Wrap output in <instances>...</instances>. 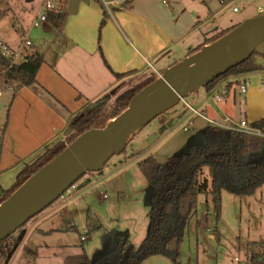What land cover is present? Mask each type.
<instances>
[{
	"label": "rangeland",
	"instance_id": "1",
	"mask_svg": "<svg viewBox=\"0 0 264 264\" xmlns=\"http://www.w3.org/2000/svg\"><path fill=\"white\" fill-rule=\"evenodd\" d=\"M216 2L229 21H240L245 13L264 9V0ZM43 3L44 0H0V13L5 14L0 19V43L23 55L26 38L38 49L47 48L51 35L45 28L51 27L47 24L31 28V22L42 13ZM22 28L24 35L16 30ZM256 60L264 66V56L256 57ZM251 76L259 77L258 84L264 88V72ZM152 81L154 77L148 75L113 82L101 100L108 99L105 103L108 111L120 108L124 97ZM219 88L220 85L209 91L201 88L154 119L131 139L125 152L109 160L101 173H90L80 179L62 198L5 240L0 245V264H64L68 257L83 253L91 262H96L111 248L119 246L117 240L111 244L114 233L127 238L138 250L150 226L152 192L139 163L154 157L159 164H166L190 146L202 148L203 132L209 123L195 112L200 113L207 102L213 103ZM150 139L153 143L138 154ZM204 175L208 178L207 168ZM88 229L91 233L85 235ZM216 232L220 234V242L212 239ZM262 238L264 188L253 197L222 192L220 220L211 196L202 195L197 217L185 235L180 261L155 256L141 264H231L234 257L244 258L247 243Z\"/></svg>",
	"mask_w": 264,
	"mask_h": 264
},
{
	"label": "crops",
	"instance_id": "2",
	"mask_svg": "<svg viewBox=\"0 0 264 264\" xmlns=\"http://www.w3.org/2000/svg\"><path fill=\"white\" fill-rule=\"evenodd\" d=\"M168 2L134 0L113 16H105L102 6L90 0L80 4L76 15H69L62 33L47 23L51 28L45 31L51 37L48 47L41 49L44 63L36 83L14 99L9 93L0 97V137L4 132L0 190H10L26 166L61 143L70 121L106 96L113 82L132 76L158 79L205 46L206 39L264 14L260 8L245 13L240 21H229L216 0ZM258 78L249 75L222 81L213 103L202 107L199 114L203 117L196 115L206 122L229 119L252 124L263 119L264 88ZM242 82L248 83L246 94L240 90ZM229 85L227 96L217 102L216 95Z\"/></svg>",
	"mask_w": 264,
	"mask_h": 264
},
{
	"label": "trees",
	"instance_id": "3",
	"mask_svg": "<svg viewBox=\"0 0 264 264\" xmlns=\"http://www.w3.org/2000/svg\"><path fill=\"white\" fill-rule=\"evenodd\" d=\"M59 1V7L48 12L47 17L48 24L60 34L69 17V0ZM95 1L99 3L98 0ZM3 15L5 14L0 13V19ZM16 21L18 22V19ZM233 29L206 39L205 46L217 41ZM20 33H23L22 29ZM200 50L201 48L193 54ZM24 55V60L14 63L13 59L5 58L0 54V91L11 94L12 99L23 88L36 83L37 74L44 63L41 49L31 46L25 49ZM256 57L260 55L254 54L243 64L218 77L205 88L206 91L214 89L229 78L237 80L263 73L264 66L257 62ZM122 77L117 75V78ZM232 85L226 90L229 91ZM124 100L117 109L108 111L104 104L91 111L92 105H89L78 113L63 132L61 143L54 149L47 150L33 164L26 166L10 190H0V204L80 135L93 129H104L109 121L128 108L130 98ZM250 126L264 134V118L253 122ZM3 133L0 137V159ZM203 135L202 148L190 146L184 153L169 159L166 164H159L154 157L139 163V169L146 177L152 192L150 226L138 250H135L125 238L122 246L111 248L104 258L96 262H91L87 254L83 253L68 257L64 264H118L127 250L130 251L129 264H141L144 260L155 256L178 262L182 256L181 247L185 235L191 229L192 221L197 217L200 196H211L217 219L220 220L222 192L237 197H253L264 188V137L226 130L211 124L205 128ZM205 168L208 169L210 186L208 178L204 175ZM90 233L91 230L88 229L87 235ZM212 235L215 241L220 242L218 232ZM243 259L247 264H264V238L258 242L247 243Z\"/></svg>",
	"mask_w": 264,
	"mask_h": 264
},
{
	"label": "water",
	"instance_id": "4",
	"mask_svg": "<svg viewBox=\"0 0 264 264\" xmlns=\"http://www.w3.org/2000/svg\"><path fill=\"white\" fill-rule=\"evenodd\" d=\"M90 0H69L68 14L76 15L80 4ZM254 54L264 56V15L241 25L200 51L166 70L129 101L128 108L104 129H93L76 138L64 151L42 167L0 204V243L29 220L51 206L89 173H99L109 160L126 151L131 139L158 116L174 108L192 93L206 88L218 77L243 64ZM96 102L93 111L107 103ZM153 141L145 142L138 154ZM125 237L114 233L111 244ZM130 251L118 264H129Z\"/></svg>",
	"mask_w": 264,
	"mask_h": 264
},
{
	"label": "built area",
	"instance_id": "5",
	"mask_svg": "<svg viewBox=\"0 0 264 264\" xmlns=\"http://www.w3.org/2000/svg\"><path fill=\"white\" fill-rule=\"evenodd\" d=\"M98 1H99V4L104 9L106 15L107 16H113L114 11L123 10L126 7V5H128L129 3H131L134 0H98ZM161 1H162V4L169 5L168 0H161ZM59 5H60L59 0H44V3L42 5V13H40L31 22V28L32 29L40 28L42 25L47 24L48 23L47 13L57 9L59 7ZM16 30L19 31V33L21 32L20 29H16ZM22 30H23V35H24L25 31L23 28H22ZM24 45H25L24 49H26V48H30L32 46V43L29 42L26 38L24 43H23V46ZM0 54L5 58L13 59L14 63H16L18 61H22L25 58V55H23L22 52L16 53V52L12 51L7 45L2 44V43H0ZM240 90L243 94H246L247 90H248V83L242 82V84L240 86ZM3 94L4 93L2 91H0V97ZM227 94H228V91L224 88L216 95L215 100L217 102H221L222 99L225 96H227ZM195 113L199 116H202L197 112H195ZM208 122L213 126L220 127V128L226 129V130H232V131L244 133L247 135L264 137V134H262L260 131H258L256 129L252 128L246 120H242L239 123H235L229 119H225L221 122H214V121L208 120ZM73 188H74V186L71 189H73ZM87 233H88V230L85 233V235H87ZM82 241H85V236H82ZM232 264H247V262L240 257H234L232 260Z\"/></svg>",
	"mask_w": 264,
	"mask_h": 264
}]
</instances>
